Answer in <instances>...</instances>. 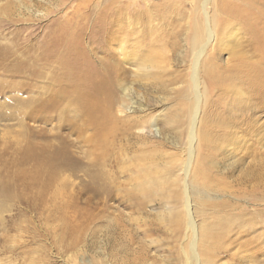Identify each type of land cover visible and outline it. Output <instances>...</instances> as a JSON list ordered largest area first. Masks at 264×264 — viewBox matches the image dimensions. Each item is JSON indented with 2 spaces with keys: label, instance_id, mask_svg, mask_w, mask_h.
<instances>
[{
  "label": "rangeland",
  "instance_id": "obj_1",
  "mask_svg": "<svg viewBox=\"0 0 264 264\" xmlns=\"http://www.w3.org/2000/svg\"><path fill=\"white\" fill-rule=\"evenodd\" d=\"M199 2L0 0V264H185L190 220L203 264H264V0L208 4L186 175Z\"/></svg>",
  "mask_w": 264,
  "mask_h": 264
},
{
  "label": "bare ground",
  "instance_id": "obj_2",
  "mask_svg": "<svg viewBox=\"0 0 264 264\" xmlns=\"http://www.w3.org/2000/svg\"><path fill=\"white\" fill-rule=\"evenodd\" d=\"M212 1L213 0H200L199 7L202 10L203 15L205 17V24L199 31L195 32L194 38H193L191 80H192V87H193V92H194V102H193L194 107H193V111L190 115L191 116V119H190L191 123H190V127H189L188 152H187L186 160H185L184 165H183V170H184L186 175L190 171V168H192L193 161L195 160L196 155H197V150H196L197 127H198V123H199L200 115H201L202 100L203 99L205 100L207 98L206 97L207 96V86H206L207 83L205 80V76L209 75L208 74L209 70L206 67V62H207L208 57H209V51L216 49V46L218 45V41L221 37V33H219V30H218L220 23L215 18L214 14H213L214 12H211V14H210V11L208 10V4L212 5ZM259 15H260V12H259V14L256 15V17H254L255 20L252 21L249 25L250 29H251V31L249 32V35L251 37L253 36L254 40L264 38V20ZM225 24H226V22L223 23L222 26H224ZM69 51H71L70 55H69L70 57H71V55H73L75 57L79 56L81 58L83 57L82 59H84V58L86 59L85 55L75 53L72 49ZM61 60H62L63 64H65V59L62 58ZM87 62L88 61L86 60V61H84V63L79 64V63H75V61H73L74 68H72V72H73L75 80L78 84H81L84 82V78L86 77V74L84 73L85 67H90L89 63H87ZM74 72H75V74H74ZM254 75H256V77L254 78L256 81L257 80L260 81V79L263 80V78H264L262 73L261 72L257 73L256 70L253 73V76ZM261 82L263 83V81H261ZM259 85H261V84H259ZM97 94H98V91L93 89L88 94V97H81V98H83V100L81 99V100L77 101V103L81 104L82 107L85 106V111L89 114L90 118L94 117V115H92L91 113H92V111H94L97 108V106H95L98 103V99L95 98L97 96ZM263 94H264V92H263ZM242 98H244V97H242ZM93 119H95V117ZM29 152H30V150H27V151H25V154L29 155ZM48 178H51V173L49 174ZM185 208H186L187 216L190 220V217L192 216V208L190 207V204L187 201V197H186V201H185ZM198 228H199V231L202 230V233H203L204 228L198 227L191 220L188 221L187 225L185 226L186 234L188 232H191V234H192V239L189 241L188 248L190 251L189 253L191 255V258L194 261V264H201L202 262H204V260L201 259L200 255L197 252ZM183 254L185 257V261H186L185 264H189V261H190L188 258L189 254L187 253V251H184ZM99 264H106V262H104V263L100 262Z\"/></svg>",
  "mask_w": 264,
  "mask_h": 264
}]
</instances>
